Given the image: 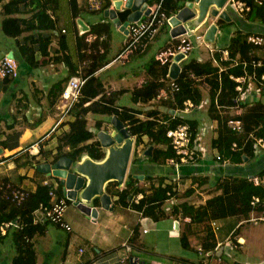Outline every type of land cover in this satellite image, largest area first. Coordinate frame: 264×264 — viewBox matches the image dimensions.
Listing matches in <instances>:
<instances>
[{"label": "crops", "instance_id": "crops-1", "mask_svg": "<svg viewBox=\"0 0 264 264\" xmlns=\"http://www.w3.org/2000/svg\"><path fill=\"white\" fill-rule=\"evenodd\" d=\"M79 5L80 11L76 16L72 15L69 9L70 21L74 26L71 35L66 24L61 22L62 17L59 10L55 13L58 27L54 32L45 34V36H52V43L48 47L50 55L38 54L40 58L48 61L46 64L32 67L26 62H20V74L17 78L12 77L10 82H5L0 75V96L3 92L6 93L5 98L2 99L5 107L0 109V157L6 159L3 164H0V182H12L33 192L37 189L38 183L49 178L48 173L39 169V166L54 163L58 137L68 129L67 121L45 138L38 156H32L24 149L46 136L60 117L59 106L62 100L56 82L64 78L69 71L65 60L60 62L53 60L54 54L63 50L59 42L60 31L67 34L70 46L67 54L72 57L71 62L77 64L80 70L84 64H80L77 35L81 36L84 28H89L92 24L104 21L113 23L104 12L87 10L85 0H79ZM83 6L86 10H83ZM121 8H125L124 4ZM213 8L214 6L211 7ZM127 10L129 14L133 12V9ZM144 12L148 13L146 7ZM227 17L229 19L225 21L228 25L225 28L220 27L219 20L216 21L209 13L204 17V22L211 19L210 25L212 23L219 25L217 36L220 38L217 37L214 42H209L211 46L215 47L216 44L229 46L230 38L237 30L248 35H264V18L258 17L250 20L247 15H240L233 10H227ZM123 24L122 22L120 25H114L124 34ZM201 25L193 30L196 31ZM171 28L172 26L166 23L156 37L148 42L146 48L136 54H143L147 51L153 41L163 40V44L158 46L157 51L166 47L167 44L177 43L179 40L172 38ZM20 41L24 43V39ZM101 41L103 39H99V42L92 46L93 41L88 42V52L91 49L102 50ZM16 43L15 48L11 45L0 44V57L11 52L16 57L18 42ZM35 48L40 51L38 44ZM255 51L256 54L264 57V51L258 47ZM213 55L214 52L210 51L207 43L201 39L194 40L193 50L188 56L178 58V64L182 65L191 58L205 61L213 58ZM24 76L27 77L24 79ZM24 81L30 90V95L20 88ZM143 81L145 78L134 81L129 84V87L123 89L132 92L133 87ZM8 84L12 85L8 87ZM108 87H111V90H120L119 87L112 85ZM263 97L264 95L262 99ZM165 101L167 100L162 90L158 97L148 102H138L136 109L141 111L140 117L144 119L148 117V112H157L154 116L163 117L171 112L170 105L165 104ZM116 105H118L117 102ZM208 107L209 96L205 92L200 106L184 116V118L198 119L199 126H206L205 133L199 131L197 135L200 139L196 144L201 149L197 163L184 165L180 176L177 177L173 166L166 162L162 165L148 162L144 155L149 148L148 137L144 136L143 143L137 147L142 158H139L136 163H132V160L131 164L133 168L135 167L134 171L132 169L137 179L135 184L146 187V190L130 195V203L124 205L118 202L117 195L105 188L111 196V204L108 208H104L97 198L95 200L98 208L96 218L82 212L73 202L69 203V206L74 205L71 211H67L69 206L66 209V219L72 225L71 231L48 222L43 233L29 236L28 241L36 252V264H54L52 261L54 257L59 258L58 264H135V260H138L137 264L143 260L149 264H261L264 262V222L246 221L253 214L259 215L264 211V206L261 210L253 211L250 216L246 215L245 203L240 201L238 196V193L243 190L244 181L256 177L259 183L254 182L253 190L257 192L262 190V199H264V148L259 153L256 151L252 159L246 158L242 162H236L231 157H225L222 161L215 160L218 150L211 148L210 143L218 136L217 121L209 117ZM238 111L239 107L230 109L231 115H236ZM90 115L91 113L87 116L88 120ZM71 118L73 117L69 115L65 120ZM103 128L107 130L105 123ZM104 151L107 153L106 149ZM19 153L23 154L18 156ZM87 157L90 156L84 154L78 161L81 162ZM30 160L38 162L36 169L28 165ZM162 177L166 178L164 182L172 184L173 190L172 194H169V197L163 201L161 207L156 209V212H160L163 216L155 219L143 212L145 207L137 209L132 203L139 204V201H134V198L140 193L143 194L142 198H145L152 192L150 189L152 184L158 186ZM225 187L227 188L225 199L214 202L207 208L210 214L207 216H213V219L206 218L195 223L185 219L191 216L181 208L183 203L193 204L195 208L204 206L208 200L223 196ZM118 188H125V184H119ZM176 219H180L179 224L176 223ZM210 228L215 232L218 245L220 244L212 256L199 251ZM17 229L19 228L11 229L6 236L0 238V264H15ZM183 234L189 239L188 248H184L181 244ZM8 237L11 239L9 245L6 244ZM230 240L234 241L233 245L229 244ZM128 246L131 247L130 250ZM13 249L14 251H11Z\"/></svg>", "mask_w": 264, "mask_h": 264}, {"label": "trees", "instance_id": "trees-1", "mask_svg": "<svg viewBox=\"0 0 264 264\" xmlns=\"http://www.w3.org/2000/svg\"><path fill=\"white\" fill-rule=\"evenodd\" d=\"M61 0H0L2 7V30L7 36L13 37L18 42V58L19 71L20 62H26L32 67L46 64L48 61L40 58L42 56L50 55L49 45L52 43V36H45L47 32H54L58 27V20L56 19V12L59 10ZM159 2L161 0H152V2ZM251 6V11L247 14L248 19L254 20L256 18H264V6H259L253 0H247ZM187 0H162V9L169 15L179 11L185 6ZM72 15L76 16L80 11L79 0H68ZM111 0H106L104 9L110 7ZM220 27L225 28L228 23L219 19ZM110 26L109 21L98 22L92 24L89 31L83 33L81 36L77 35V46L80 56V64L84 65L79 70L77 64L71 62L72 57L67 54L69 50V42L67 34L60 31L59 42L61 48L54 54L53 60L60 62L65 60L68 63V74L62 78L57 84V88L62 93L65 83L73 75L81 74L86 78L85 84L82 88V97L73 106L71 110V120L67 122L68 129L58 137L57 152L54 156L53 162H56L61 157H70L74 161L80 160L84 154L89 155L92 159L102 161L106 158L101 142L96 138V131L102 129V120H97L96 130L89 128L88 114H106L109 116H117L120 121L124 123L131 136H136V148L134 159L132 163L139 160L137 147L143 143V137H148L149 148H152L150 153H145L148 162L156 165H162L170 157L175 156L174 149L171 145V140L167 135L169 129L176 127L180 123L187 122L190 126L192 138L194 139L198 133L199 121L193 118H180L171 112L166 113L163 117H156L157 112H148L147 118H141V111L126 106H118L116 102L119 96L127 90H111V87L105 86L97 71L107 65L109 62H104L106 54L110 46ZM96 35L95 40L91 46L98 43L101 36H105V40L101 41L102 50L95 49L88 52L89 44L87 36ZM24 39V43L20 40ZM39 45L37 51L35 46ZM172 44H167L170 46ZM229 57L224 60L221 59V52L216 51L215 57L218 59V64L214 63L213 58L205 61L191 58L181 65L179 75L173 79L169 78L168 65H161L155 58L147 66V75L145 81L133 87L132 98L135 103L140 101L148 102L158 97L162 90L169 85L167 81L173 80L179 87L177 91L172 93V98H165V104L170 105L171 110L181 108L184 101L192 99L197 105L201 104L204 99L205 92L209 96L208 115L212 120L217 121L218 136L210 143L211 148H216L222 161L226 157L233 158L236 162H242L246 158L252 159L255 156L254 144L256 138L264 136V102L261 95L253 102H240L237 104V97L239 93L236 90L237 82L231 78V75L240 76L245 73H253L255 71L260 77L264 72V66L254 69L251 64L250 52L255 51L254 44L248 41V34L237 30L230 38L228 46ZM134 51L130 56L138 53ZM17 56V55H16ZM258 58H264L255 55ZM20 60V61H19ZM244 61L249 64L244 66ZM5 82H10L12 77H3ZM257 83H261L256 80ZM110 89V90H109ZM239 106V113L231 115L230 109ZM231 117L241 119L244 125V132L238 133L234 131L228 124ZM237 143V148L233 149V144ZM23 153H19L21 155ZM34 158V157H33ZM135 168V167H134ZM131 170L125 181V188L120 189L118 181H110L106 185V189L112 194L118 196V202L122 204H129V196L135 192L145 191L146 187L135 184L137 179L134 177ZM165 177L160 178V184L154 186L152 184V192L145 198L139 201V204H133L137 209L144 208V213L150 215L155 219H159L163 214L156 212L160 208L163 201H165L169 194H172V184H167ZM57 187V193L63 195L62 185ZM250 181V182H249ZM152 182V181H150ZM254 182L249 178L244 181L241 193H238L240 201L245 203V214L249 215L255 210H261L264 204L254 207L251 204L254 196H263L262 190L259 192L253 190ZM225 185V184H224ZM250 189V190H249ZM241 190V189H240ZM249 190V192H248ZM227 195V188L225 187V194L223 196L213 198L207 201L204 206L195 208L193 204L187 202L181 205V208L187 215L191 216L192 222H200L202 219L211 218L213 216L208 213V207L214 202L224 200ZM50 201L49 186L38 183L37 189L33 192L29 191V195L21 202L7 200L0 192V222L4 220H11L19 217L22 228L17 229L16 251L14 257L15 264H36V252L32 244L28 241L29 236L35 233H43L49 221L35 222V211L41 203L48 204ZM69 203L71 201L69 200ZM247 210V211H246ZM186 214H184L186 216ZM248 216V217H249ZM247 217V218H248ZM181 244L184 248L189 247V239L187 235L183 234L181 237ZM204 253L213 255L218 242L215 232L210 228L207 232L205 240L202 242Z\"/></svg>", "mask_w": 264, "mask_h": 264}, {"label": "built area", "instance_id": "built-area-1", "mask_svg": "<svg viewBox=\"0 0 264 264\" xmlns=\"http://www.w3.org/2000/svg\"><path fill=\"white\" fill-rule=\"evenodd\" d=\"M106 0H86V7L90 12H100L104 10ZM135 1V0H134ZM192 1L196 4V0H187V2ZM259 6H264V0H253ZM186 2V3H187ZM187 5V4H185ZM109 8V7H108ZM148 9V13L145 14L144 10L143 13L139 16L136 21H131L126 26H124V34L126 36V40L123 44L122 49L116 55L114 60L126 62L130 58V55L134 51H143L148 42L155 38L156 35L159 33L161 28L167 23L171 25V18L176 16L180 11L174 12L173 14L169 15L162 9V0L156 2L154 4L146 5ZM106 9V8H105ZM252 9L251 4L247 0H226L224 5L220 8L219 14L217 16H213L216 21L220 18V14L225 10H233L240 15H247ZM194 10V8H192ZM0 12H2V7L0 5ZM120 25V24H117ZM216 32V37L219 31ZM172 26V25H171ZM173 28V27H172ZM171 28V34H172ZM90 28H84L82 33H86L89 31ZM195 31L193 29H188L186 33H183L178 36H174L172 38H178V42L174 43L170 46H166L162 48L160 51L157 52L155 55V60H157L161 65H168L169 73L167 76L174 80L176 77H172L170 75L171 66L174 63H179L178 58L188 56L194 48V40H192L191 36L194 34ZM221 34V32H220ZM198 39H201L203 42L207 43V47H209L210 51L215 53L216 51L221 52V59H228L229 51L228 45L222 46L221 44H216L215 47L211 46L210 41L205 39V35L197 36ZM96 38V35L90 34L87 36V42H92ZM100 39L104 40L105 36H101ZM248 41L254 44L255 47H258L262 51H264V35L263 34H250L248 35ZM256 51H251V64L254 69L264 66V58H256ZM213 60L215 63H218V59L214 57ZM84 64V62H83ZM249 64L248 61H244V66ZM179 65V64H178ZM181 65H179L177 76L181 71ZM20 74L19 71V63L17 59L11 54H5L4 56L0 57V75L2 77H13L17 78ZM231 78L237 82L236 90L239 93V97H237L236 101L237 104L240 102H253L257 100V98L261 95L262 89H264V72L261 73L260 77H258L257 73L253 71V73H249L245 71L244 74L240 76L231 75ZM169 81V85L166 89H164L165 98H169L172 96L174 91L179 89L178 85L174 83V81ZM261 83H257V81ZM86 78L81 74L73 75L67 81L62 93H61V100L59 109L61 110V115L57 122L55 123L54 127L51 131L44 137L40 138L33 144L27 146L24 150L28 152L32 156H38L41 152L42 143L44 142L45 138L49 136L54 130H56L69 115H71V110L73 106L80 100L82 97V88L85 84ZM202 103V102H201ZM200 106L197 105L192 99H187L184 101V104L181 108L172 109L173 114L184 118V116L188 113H191L195 109ZM240 106V104H239ZM237 106V107H239ZM240 111V109H239ZM238 111V113H239ZM229 126L238 133L244 132V125L241 119H237V117H231L228 120ZM206 126H199L198 132L202 131L205 133ZM168 137L171 140V145L174 149L175 156L170 157L166 160V163L173 166L175 170V174L177 177L180 176L182 168L184 165L187 164H195L200 159V147L196 144L197 140L199 142L198 133L195 138H192V134L190 131L189 123L184 122L178 124L176 127L171 128L167 132ZM134 137V145L133 150L135 149V140L136 136ZM237 143L233 144V149H236ZM255 153L256 151L259 153L262 148H264V136L256 138L255 144ZM216 158L219 160L220 154H217ZM6 161L5 158L0 157V164H3ZM28 165L32 168L36 169L38 166V162L35 160L28 161ZM49 178L42 180V183L49 186V195L50 201L48 204L41 203L38 209L35 211V222L40 221H49L61 228H64L68 231L72 230L71 223L66 219V209L69 206V198L63 193V195L57 193V187L59 186V180L57 177L53 176L52 174H48ZM59 179V178H58ZM251 180L255 183H259V179L256 177H251ZM0 192L1 195L11 201H15L16 203H21L28 195L29 191L25 188L12 183V182H0ZM143 194H138L137 197L134 198V201L138 202L142 199ZM133 200V199H132ZM131 200V201H132ZM251 204L254 207H258L260 204H264V199L260 196H254L252 198ZM255 211V210H254ZM187 221H191V217H185ZM176 223L179 224L180 219L175 220ZM246 221L251 223H260L264 222V211H262L259 215L253 214L250 216ZM215 224V223H213ZM23 224L21 223L19 217L11 219V220H4L0 222V238L4 237L8 234V232L13 228H22ZM217 228V227H216ZM146 231V229H145ZM230 245L234 244V241L229 242ZM220 245V244H219ZM218 245V246H219ZM130 250L131 247L128 246ZM199 251L202 252L203 248L200 246ZM261 264H264L262 262Z\"/></svg>", "mask_w": 264, "mask_h": 264}, {"label": "water", "instance_id": "water-1", "mask_svg": "<svg viewBox=\"0 0 264 264\" xmlns=\"http://www.w3.org/2000/svg\"><path fill=\"white\" fill-rule=\"evenodd\" d=\"M226 0H196L192 1L170 20L172 25V34L174 36L186 33L188 29H194L199 16H206L211 9L212 16L219 14L220 8ZM149 0H113L114 6L105 10V16L110 18L114 24L126 26L131 21H136L145 10ZM138 3V4H137ZM124 4L125 8H121ZM197 6V10H192ZM124 9V10H123ZM127 9H133L128 13ZM209 10V11H208ZM227 11L220 14V18H226ZM218 26L212 23L205 34V39L210 42L215 41ZM14 56L13 52L10 53ZM179 65L174 63L170 69V75L177 77ZM109 130L100 129L97 132V138L104 149L107 150L106 158L102 161H95L90 157L84 158L81 162L74 161L70 157H61L55 163L41 164L39 169L60 179L63 193L72 201L82 212L96 218L98 208L95 200L98 198L101 206L108 208L111 204V196L105 191L106 185L110 181H118L122 185L129 172L130 162L133 155L134 138L131 136L126 126L117 116L112 119ZM123 143L120 144V142ZM152 148L148 150V154ZM139 177V176H138ZM135 264L138 260H135ZM139 264H149L141 261Z\"/></svg>", "mask_w": 264, "mask_h": 264}, {"label": "rangeland", "instance_id": "rangeland-1", "mask_svg": "<svg viewBox=\"0 0 264 264\" xmlns=\"http://www.w3.org/2000/svg\"><path fill=\"white\" fill-rule=\"evenodd\" d=\"M85 5H86V0H85ZM82 8L83 10H86L84 6ZM69 9L70 8H69L68 0H61L60 7H59V12L62 17L61 22L66 24V26L68 27L69 33L71 35V33L73 32L74 26L70 21L71 13ZM194 10H197V6L194 7ZM197 14H198V20L195 24H198V26H200L204 22L203 21L204 16L202 15L199 16L198 11H197ZM209 15L212 16L210 11H209ZM3 18H4V14L0 13V44L1 45H11L13 48H15L17 46L16 40L13 37L7 36L2 30V19ZM211 21H212L211 19H208V21L206 20L204 24L201 25L200 28L198 27L199 29H197L195 33L192 34L191 36L192 40H199L197 36L198 35L201 36L204 34V32L209 27ZM125 40H126L125 34H123L120 30H118L117 27H115L114 23H112L110 26V46H109V50L106 54V58L104 62H108L112 60L114 57H116V55L122 49V46ZM162 44H163V40L153 41L149 49L145 51L143 54L133 55L128 61L124 63L121 61L113 62L109 66L104 67L101 70H99L97 72L98 73L97 76L101 78L105 86L112 85L115 87H119V89L127 88L129 87V84H132V82L134 81L137 82L143 78H146L147 66L154 59L155 54L158 52L157 51L158 46ZM16 55H17L16 57L18 58V50H16ZM26 77L27 76H24L23 78L25 79ZM11 85L12 84L10 85L8 84V87H10ZM20 88L24 89L26 91L25 93H28V95H30V90L28 89V86L25 81L20 86ZM5 96H6L5 92H3L2 96H0V109L5 107L3 104V100H2L3 98H5ZM263 102H264V97H263ZM117 104L120 106H126V107H133V108L137 107V103H135V101L133 100L132 92L130 90H127V92H124L119 96L117 100ZM60 115H61V110H60ZM99 119L104 121V123L106 124L107 130H109L111 126L115 127L112 124L113 116H109L106 114H103V115L95 114V113H91L89 117V127L92 128L93 130H96L95 124H96V121ZM134 154H135V151H134ZM134 154H133L132 160L135 158ZM138 157L142 158V154H139ZM132 165L133 164H130L129 170L131 169ZM72 208H74V205H70L67 211H71ZM10 241L11 239L10 237H8V239L6 240V244L9 245ZM11 251H14V249ZM52 261L54 262V264H58L59 258L54 257Z\"/></svg>", "mask_w": 264, "mask_h": 264}, {"label": "clouds", "instance_id": "clouds-1", "mask_svg": "<svg viewBox=\"0 0 264 264\" xmlns=\"http://www.w3.org/2000/svg\"><path fill=\"white\" fill-rule=\"evenodd\" d=\"M112 3H113V0H112ZM154 3H156V1H154V2H152V0H149V2H148V4H154ZM187 4V3H186ZM113 6H114V4H113ZM186 6V5H185ZM184 6V7H185ZM184 7H182V8H184ZM87 8V7H86ZM109 8H112V4H111V6L109 7ZM109 8H106V9H104V10H102V11H100L101 13H105V10H107V9H109ZM181 8V9H182ZM88 10V9H87ZM90 28V27H89ZM120 52V51H119ZM115 58V57H114ZM114 58L112 59V61L114 60ZM112 61L111 62H109V63H112ZM71 120V119H70ZM69 121V120H68ZM67 121V122H68ZM133 137V136H132ZM134 138V137H133ZM135 143H136V140H135ZM135 148H136V144H135ZM150 148H148L147 149V153H148V150H149ZM134 151H135V149L133 150V154H134ZM137 151H138V149H137ZM139 152V151H138ZM132 157H133V155H132ZM131 161H132V158H131ZM55 163V162H54ZM130 164H131V162H130ZM129 173V172H128ZM127 176H128V174H127ZM126 181V180H125ZM123 184H125V182L123 183ZM72 202V201H71Z\"/></svg>", "mask_w": 264, "mask_h": 264}, {"label": "bare ground", "instance_id": "bare-ground-1", "mask_svg": "<svg viewBox=\"0 0 264 264\" xmlns=\"http://www.w3.org/2000/svg\"><path fill=\"white\" fill-rule=\"evenodd\" d=\"M123 143V141L120 142V144ZM136 144V143H135Z\"/></svg>", "mask_w": 264, "mask_h": 264}]
</instances>
